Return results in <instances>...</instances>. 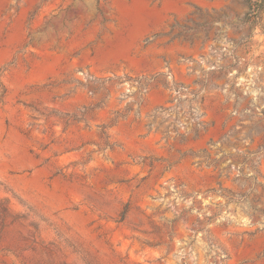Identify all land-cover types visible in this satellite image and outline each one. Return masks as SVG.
Returning a JSON list of instances; mask_svg holds the SVG:
<instances>
[{"label":"rangeland","instance_id":"374dc122","mask_svg":"<svg viewBox=\"0 0 264 264\" xmlns=\"http://www.w3.org/2000/svg\"><path fill=\"white\" fill-rule=\"evenodd\" d=\"M0 264H264V9L0 0Z\"/></svg>","mask_w":264,"mask_h":264},{"label":"trees","instance_id":"16d2710c","mask_svg":"<svg viewBox=\"0 0 264 264\" xmlns=\"http://www.w3.org/2000/svg\"><path fill=\"white\" fill-rule=\"evenodd\" d=\"M248 1V14L251 19L260 21L261 14L264 9V0H247Z\"/></svg>","mask_w":264,"mask_h":264}]
</instances>
